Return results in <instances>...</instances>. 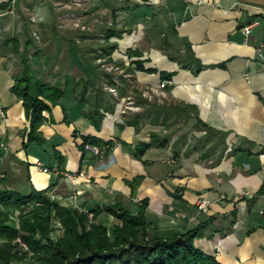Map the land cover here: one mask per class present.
<instances>
[{
  "label": "crops",
  "instance_id": "obj_1",
  "mask_svg": "<svg viewBox=\"0 0 264 264\" xmlns=\"http://www.w3.org/2000/svg\"><path fill=\"white\" fill-rule=\"evenodd\" d=\"M28 3L13 0L0 13V108L6 112L0 117V188L24 193L35 188L87 211L124 201L136 214L147 200L145 215L155 234L170 236L206 224V234L195 241L206 254L222 264H264V0H93L97 31L79 32L81 50L65 45L67 36L58 37L56 50L42 52L46 59L37 63L36 47L26 48L33 22L25 12L36 6ZM252 22L257 24L246 34L243 28ZM110 27L123 32L112 37L119 43L114 62L101 57L94 69L88 57L102 52L86 44L103 43ZM13 38L20 42L18 53L13 43L6 44ZM130 49L138 56L130 58ZM25 56L33 82L57 84L65 92L40 127L48 142L27 148V109L11 91ZM135 59L147 70H128ZM113 67L117 72L109 70ZM99 72L111 95L97 129L75 86L97 82ZM107 73L120 86L125 78L127 91L114 93ZM162 73L171 77L163 79ZM165 80L172 83L162 90ZM135 86L159 104L158 115L144 105L126 110ZM139 112L141 121L134 118ZM155 132L168 143L137 157L138 146ZM89 135L114 148L101 158L87 145L83 158L79 144ZM54 146L65 156L63 172L74 178L43 171L58 165ZM243 190L254 197L241 198ZM202 198L209 201L207 210L199 208ZM101 218L109 226L120 222L106 212Z\"/></svg>",
  "mask_w": 264,
  "mask_h": 264
},
{
  "label": "trees",
  "instance_id": "obj_2",
  "mask_svg": "<svg viewBox=\"0 0 264 264\" xmlns=\"http://www.w3.org/2000/svg\"><path fill=\"white\" fill-rule=\"evenodd\" d=\"M12 1L0 2V10L10 7ZM52 28L55 30L54 26ZM122 34V31L111 27L105 30L103 43L100 42L98 49L94 48L96 51L101 50L102 54L88 57L94 69L100 67L96 60L101 57L108 62H114L113 54L119 48V43L112 41V37H122ZM58 37L63 36L55 31L53 36L49 37L50 41L49 38L44 40L45 43H53ZM7 43H13L15 52L18 53L20 47L18 39L13 38ZM45 43L37 41L29 34L26 48L36 47L35 57L39 59ZM71 44L77 50H81L75 39ZM128 54L132 58L139 53L130 49ZM28 59L27 56L23 58L22 73L16 76V83L11 87V91L23 101L30 121L29 128L24 132L25 148L32 144L44 146L48 142L40 127L45 123V113L51 110V105L58 104L65 94L60 85L45 81L33 82ZM190 61L198 65L197 71L202 68L192 55ZM143 63V60L135 59L132 61L135 67L128 70H147ZM118 64L122 65L121 62ZM106 76L109 78L108 83L118 91H127L129 83L125 78L120 77L123 81V85L120 86L112 79L111 73H107ZM162 76L163 79L171 77L165 73H162ZM97 77L98 83L89 80L82 87L76 83L75 94L82 102H88L90 106L88 117L95 127L100 129L105 116L102 109L107 108L105 101L111 92L101 85L100 72L97 73ZM88 92H91L89 96ZM131 92L136 105L148 106V109L158 115L159 104L145 98L143 89L135 86ZM134 118L141 121L142 113L134 114ZM168 141V138L161 137L156 132L152 133L149 142L138 146L137 157L142 158L147 148L153 145L165 146ZM87 145L106 147L105 156L114 148L111 141L104 142L91 135L84 136L79 144L83 158L87 153ZM53 154L62 169L65 156L55 146ZM131 205V202L119 201L87 211L75 206L62 205L45 191H38L35 188L30 193L0 188V264H21L26 260H33L35 264H222L215 256L206 254L195 244L197 238L206 234V224L183 232H175L170 236L158 235L153 232L152 225L145 215L148 201L145 200L139 205L136 214L132 212ZM18 211L19 222L16 223L15 215ZM105 212L114 215L120 222L109 226L108 222L101 218ZM56 223L60 226L56 227ZM58 229H61L62 233L55 237ZM22 242L27 245V249Z\"/></svg>",
  "mask_w": 264,
  "mask_h": 264
},
{
  "label": "rangeland",
  "instance_id": "obj_3",
  "mask_svg": "<svg viewBox=\"0 0 264 264\" xmlns=\"http://www.w3.org/2000/svg\"><path fill=\"white\" fill-rule=\"evenodd\" d=\"M10 1V0H6ZM33 1L32 6L33 10L28 9L25 14L28 18L32 19L33 26H29L31 35L36 38L38 41H42V43H45L44 38H48L53 36L54 32H58L62 34V36H67L70 40L68 44L65 45L71 46L74 39L79 43V32L82 30H88L86 32H93L91 34H95L97 31L95 19L96 15L91 13V9L94 5L93 0H31ZM28 0V4L31 2ZM37 8V9H36ZM43 9V10H42ZM88 11H90L91 17H89L87 14ZM3 12V11H2ZM0 10V13H2ZM87 15V17H85ZM39 20H42L41 22ZM46 20V21H45ZM52 26L55 27V30H53ZM92 36V35H91ZM95 37V35H93ZM19 37V36H18ZM49 38V41L51 40ZM62 38V37H61ZM73 39V40H72ZM90 40V39H89ZM72 41V42H71ZM58 42H61V39L58 40ZM81 42V40H80ZM6 44H8L6 42ZM39 44V43H38ZM84 44V43H83ZM99 42H96V39L92 41L87 42L86 47L87 48H95L98 47ZM82 45V44H81ZM4 46V44L0 43V47ZM73 47V46H72ZM42 48H44L43 52H49L56 50V40L51 43L47 42L43 44ZM34 53V49L32 50ZM32 53V54H33ZM45 55L42 54V56L34 61L37 63L38 61H42L45 58ZM100 62H107V61H100ZM109 64V63H108ZM112 67V66H111ZM111 71L117 72L115 68L109 69ZM16 217V223L19 222V211L15 215ZM61 235L60 232H56L54 234L55 237ZM27 249V248H26ZM21 264H35L33 260H26L25 262Z\"/></svg>",
  "mask_w": 264,
  "mask_h": 264
},
{
  "label": "built area",
  "instance_id": "obj_4",
  "mask_svg": "<svg viewBox=\"0 0 264 264\" xmlns=\"http://www.w3.org/2000/svg\"><path fill=\"white\" fill-rule=\"evenodd\" d=\"M255 24H257V22H252V23L247 24L246 26H244V28H243L244 32L246 34H249ZM263 68H264V63H263ZM246 76L249 77V74H246ZM171 83H172L171 80H165V81H163L161 83L160 88L162 90H165ZM263 87H264V75H263ZM111 90L114 93H117L116 92V88H112ZM144 95L148 96L149 94L148 93H144ZM127 100H128V105H127L126 110H135V109L139 108V106H137L135 104V101L133 100L132 97H128ZM0 117L1 118H6V112L2 108H0ZM88 148L91 149L97 156H99L101 158L105 157L106 149H107L106 147L100 148V147L95 146V145H88ZM43 171L47 172V173H54V174H56V175H58L60 177H61V175H66V177H69V178H74L75 177V175L64 173L63 170L58 165H55L52 168H48L47 166H43ZM240 197L241 198L254 197V194L252 192H250L249 190H243L240 193ZM260 197H262L263 200H264V190L261 192V196ZM208 204H209V201L206 198H202V200L199 202V208L202 209V210H207ZM22 245L25 248H28L27 245L24 244L23 242H22Z\"/></svg>",
  "mask_w": 264,
  "mask_h": 264
},
{
  "label": "bare ground",
  "instance_id": "obj_5",
  "mask_svg": "<svg viewBox=\"0 0 264 264\" xmlns=\"http://www.w3.org/2000/svg\"><path fill=\"white\" fill-rule=\"evenodd\" d=\"M43 10V9H42Z\"/></svg>",
  "mask_w": 264,
  "mask_h": 264
}]
</instances>
